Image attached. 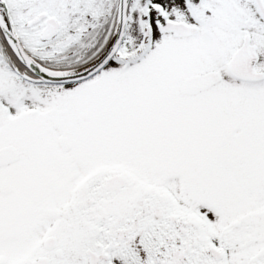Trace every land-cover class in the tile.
Masks as SVG:
<instances>
[{"label":"snow or ice","instance_id":"1","mask_svg":"<svg viewBox=\"0 0 264 264\" xmlns=\"http://www.w3.org/2000/svg\"><path fill=\"white\" fill-rule=\"evenodd\" d=\"M0 264H264V0H0Z\"/></svg>","mask_w":264,"mask_h":264}]
</instances>
